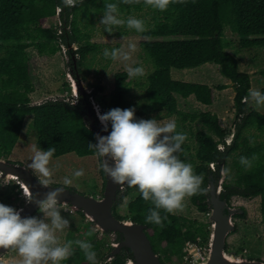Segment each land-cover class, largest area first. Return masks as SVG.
<instances>
[{"label": "trees", "instance_id": "trees-1", "mask_svg": "<svg viewBox=\"0 0 264 264\" xmlns=\"http://www.w3.org/2000/svg\"><path fill=\"white\" fill-rule=\"evenodd\" d=\"M108 2H116L120 12L152 9V26L139 34L142 38L140 45L152 63L153 70L147 76L144 88L146 100L143 102L129 97L130 79L126 71L116 72L112 92L107 104L102 107V112L113 107H134L135 117L138 119L157 113L175 115L177 131L180 132L184 124L198 120L199 129L195 133L189 129L196 144L193 154H189L191 162L184 156L186 151L191 150V145L183 142V151L178 153L181 159L194 166L196 174L203 176L201 187L205 191L191 196V203L199 212H209L206 203L209 174L212 173L216 184L220 163L224 157V166L230 168L232 179H224L220 196H223L228 205L233 196H259L261 220L264 221V113L257 111L246 101L251 87L250 75L239 69V59L228 51L232 42L224 34V29L228 27L238 36V44L242 48L264 46V0H184L183 3L170 4L165 11L145 5L144 0H136L131 4L122 3L121 0ZM104 6L105 0H78L71 7L66 6L63 0H0V157L9 161L7 156L18 142L25 118L30 115L31 127L37 132L35 146L42 149L55 148L53 158L67 153H74L79 157L95 155L88 147L89 142H96L95 133L85 125L79 108V105L84 104L82 98L57 96L46 98L40 103H32L29 94L34 88L26 49L34 47L39 54L45 55L54 54L62 46L66 47L70 57L66 63L69 71L73 76L77 73L84 80V61L88 54L97 51L98 46L89 40L88 33L81 31L77 17L79 13L88 14L90 9L103 11ZM58 8V26L47 25L49 18L56 17ZM82 41L85 44L78 46L73 52L77 57L74 66L72 52L68 46ZM205 63L218 65L220 73L230 80V86L235 92L233 121L239 132L227 152L224 139L230 130L222 128L216 113L187 112L177 107L175 94L182 98L193 94L195 99L204 105L213 103V89L209 85L174 80L171 77L172 68L186 70ZM228 85L220 84L216 88L221 91ZM103 90L102 85H94L88 97L98 103L96 95ZM261 91H264V88ZM251 129L259 134L250 133ZM254 154L257 159L253 162V167L245 170L239 162V157L251 158ZM210 164L215 167H209ZM100 172L103 193L105 179L101 168ZM14 187L19 186L15 184ZM134 188L135 186L126 185L119 193L120 198L112 208L113 214L118 219H130L146 225L144 232L163 264L173 257H179L182 263L186 242L207 246L210 233L208 223L179 214L165 213L162 209L160 214L167 216L162 226L145 222V216L152 205L144 201L140 194L127 203L130 218L120 215L116 208ZM75 212L85 218L81 211ZM235 216L244 218L245 211ZM89 229L93 230L92 236L85 235ZM236 230L237 225L230 235H236ZM97 233L99 232L95 231L93 224L87 221L79 234V240H88L92 243L94 251H98L105 243L103 238L96 237ZM72 248V254L62 261V264H88L79 246L73 244ZM111 250L110 245L109 252ZM225 251H229L227 242ZM103 255L96 264H102L106 253ZM129 258L127 250L122 249L109 263L104 264H125Z\"/></svg>", "mask_w": 264, "mask_h": 264}, {"label": "rangeland", "instance_id": "rangeland-1", "mask_svg": "<svg viewBox=\"0 0 264 264\" xmlns=\"http://www.w3.org/2000/svg\"><path fill=\"white\" fill-rule=\"evenodd\" d=\"M102 14V10L95 11V9H90L88 14L79 13L77 17L81 31L83 33H88L89 40L98 46L97 51L88 54L84 61V66L82 67L84 72V82L90 88V91H92L94 85L100 84L103 86V92L97 94L96 99L100 106L104 107L107 104L109 94L113 89L114 74L116 72L126 71L124 67L125 63L132 64L133 66L143 65L147 73L144 77H137L135 79L129 78V97L135 101L143 102L146 100L144 88L147 76L152 72L153 65L146 57L145 52L140 45V40H142V38L139 33H136L135 30L128 29L126 26H120L119 28L114 27L113 31L110 33L105 31L104 26L99 24ZM120 15L122 18H127L128 16L141 18L144 20L146 28L151 27L153 24L152 9L150 8H144L139 11H123L120 12ZM57 24L58 18L55 16L47 20V25L55 27L58 26ZM224 34L232 42V47L229 48L228 51L239 59V69L250 75V89L256 88L262 90L264 88V46L242 48L238 44V36L235 33H232L228 27L224 29ZM129 40H134L137 43V51L132 55L128 62L119 60L114 61L103 56V50L105 48L111 50L113 47L126 46ZM84 44L85 42L82 41L77 45L80 46ZM66 49V47L62 46L61 49L54 54L45 55L39 54L34 47H28L26 49L29 61L30 78L34 88V91L29 94V97L33 104L40 103L46 98L71 96V88L69 86L67 74L69 69L66 65L68 61V52ZM203 65L189 70L184 69L185 71L180 72V74L184 76L182 80H185V82L189 81L207 85L211 84L209 86L213 89L215 101L211 106H207L206 104L202 105V103L197 101L195 96L191 94L190 99H180V106L177 107L178 109L187 112H214L217 114L219 118L218 120H220L219 124L222 128L231 131L232 128L235 127L233 121L234 108L232 100L235 92L230 86V82L227 80L225 82V77L222 76L215 67ZM186 79L190 80L186 81ZM220 84L229 85L226 89L220 91L216 88V86ZM254 109L264 113V107ZM149 118H156L161 121H167L170 119L176 120L175 115H167L165 113L152 114L144 119ZM31 122L32 116H27L24 120L17 144L12 149L11 154L7 156V159L10 162H22V164L27 165L31 156L34 154L33 145H35L37 132L31 127ZM199 123L198 120L187 122L183 125L181 130V132L186 134V140L184 143L192 146L191 150L186 151L184 155L189 161L191 159L189 154H193L196 147L193 135L190 134L189 129L195 133L199 129ZM249 132H255L257 135L259 134L258 131L256 132L253 129L249 130ZM99 162V158L96 155L79 157L74 153H67L61 157H51L49 167L52 171V175L48 179L50 180V184L66 188L70 187L80 193L93 194L100 197L102 195V175ZM229 162L230 159L228 160V163ZM57 164H59V167L56 166ZM212 167L215 166L212 165ZM79 168H83L85 174L78 178L72 177L73 171ZM31 172L33 173L32 170ZM34 176L38 178L36 174H34ZM65 176L72 178L73 182L70 185L65 186L63 184V178ZM15 184H17L16 181L12 179H9L8 181V178H0V202L18 208L23 204L25 199L21 195V189L19 187H14ZM123 189L121 191H123ZM138 194L136 188L132 189L128 196L123 200L122 204L116 208L117 212L123 217L130 218V214L127 211V203ZM184 205V208L175 214L199 222L208 223L210 229L211 226L208 220V212H199L191 203L190 197L185 198ZM229 205L236 209V214H241L244 210L245 217L238 218L235 216L236 214L232 217V222L237 225V232L236 235L232 234L227 239V249L229 250L227 253L239 257L244 256L245 258H260L264 261V221L261 220L260 197L242 198L233 196L230 198ZM67 207L70 210L68 211L69 213L63 212L61 209V215L68 219L69 224L63 232L57 233L60 243H64L67 240L73 241L81 239L79 234L81 233L84 224L88 221L85 216V218H82L77 214L73 207ZM38 214L39 210H37L34 215ZM93 227L95 231L99 232L96 234V237L103 238L102 241L105 243L98 251H95L97 257L96 262H98L104 256L103 254L109 253V246L111 245V242L115 241L114 238L116 237H114L113 234L105 235L104 232L97 230L94 224ZM207 252L208 244L207 246H196L194 244H191L190 246L185 245L183 249L182 263L180 262L179 257H173L165 264H198L205 259ZM20 259L21 257L14 247L0 257V262L1 264H19ZM107 263H109V261Z\"/></svg>", "mask_w": 264, "mask_h": 264}, {"label": "clouds", "instance_id": "clouds-1", "mask_svg": "<svg viewBox=\"0 0 264 264\" xmlns=\"http://www.w3.org/2000/svg\"><path fill=\"white\" fill-rule=\"evenodd\" d=\"M63 2L71 7L78 0ZM121 2L131 4L136 0ZM183 2L184 0H144L145 5L158 11L167 10L170 4ZM102 13L99 24L109 33L114 27L120 26H126L136 33L146 30L143 19L135 16L122 18L116 2L105 0ZM136 51L137 43L129 40L126 46L113 47L111 50L105 48L103 56L114 61L128 62ZM124 67L128 78L135 79L147 74L143 65L125 63ZM246 101L253 108L264 107V91L249 89ZM94 108L102 130L107 134L97 133L96 142H89L88 147L100 158L99 167L113 183L135 186L142 199L150 202L152 207L148 209L145 222L162 226L167 216L160 214L161 209L165 213L175 214L184 208L186 197L205 191L201 187L203 176L196 174L194 166L178 155L183 151L181 145L186 140V134L177 131L175 119H138L135 117L134 107H113L103 113L99 111V106L94 105ZM33 149L34 154L27 168L38 176L41 185L47 186L50 183L48 178L52 175L49 164L55 148L42 149L33 145ZM256 159L255 154L251 158L240 156L239 162L248 170L253 167ZM56 166L59 167V164ZM222 172L226 179H232L230 168L225 167ZM84 174V169L79 168L73 171L72 177L78 178ZM72 182V178L68 176L63 178L65 186ZM63 190H50L41 199H36L34 195L27 197L26 201H35L43 218L34 214L22 217L21 209L0 202V246L15 247L21 257L19 264H62L72 254L73 244L83 251L88 264H96V252L88 240H67L60 243L57 233L63 232L69 224L68 219L61 215V206L58 204V196ZM85 235L92 236L93 230L89 229Z\"/></svg>", "mask_w": 264, "mask_h": 264}, {"label": "water", "instance_id": "water-1", "mask_svg": "<svg viewBox=\"0 0 264 264\" xmlns=\"http://www.w3.org/2000/svg\"><path fill=\"white\" fill-rule=\"evenodd\" d=\"M60 9H57L56 17L59 20ZM77 43H72L68 46L69 51L72 52V61L76 63L77 57L73 54L77 50ZM69 55L67 60H69ZM75 68V67H74ZM70 72V73H69ZM68 81L71 88V96L74 99L82 98L84 104L79 105L80 112L83 115V121L91 131L96 134L106 135L107 132L102 130V125L96 115L94 105L99 106V111L102 112L101 106L92 97H88L91 93L90 88L85 84L84 80L75 73L69 71ZM110 131V126H109ZM239 128L234 127L230 133L225 137L226 152L234 144L238 135ZM225 158L223 157L220 163L219 173L215 178L212 173L209 174L208 184L206 187V203L209 208L208 220L210 222V233L208 240V252L205 259L198 264H264V261L257 259H249L239 257L234 254H229L225 251V245L228 237L235 228V223L232 222V217L236 214V209L230 207L226 200L221 195L222 184L225 176L222 172L224 168ZM111 164L112 161L109 159ZM209 167H212L210 164ZM211 168H209L210 170ZM105 186L102 196L98 197L92 194L80 193L66 187L48 184L41 185L37 177L27 168L26 164L11 163L4 157H0V178L12 179L16 181L21 189V195L24 197L23 204L18 207L21 209V216L33 215L38 206L35 201H26L27 197L34 195L36 199H41L46 192L55 188H63V192L58 196V204L73 207L83 213L86 219L92 222L96 229L100 232H108L116 237L119 235V240L111 242L112 250L106 254L101 263L110 262L117 253L122 249L127 250L130 258L125 264H163L159 256L152 248L149 238L144 229L146 225L135 223L130 219H118L114 216L112 208L116 200L120 198V191L127 184L120 185L113 183L110 177L104 172ZM10 247L3 248L0 246V257L7 253Z\"/></svg>", "mask_w": 264, "mask_h": 264}, {"label": "crops", "instance_id": "crops-1", "mask_svg": "<svg viewBox=\"0 0 264 264\" xmlns=\"http://www.w3.org/2000/svg\"><path fill=\"white\" fill-rule=\"evenodd\" d=\"M205 65H208V66H213V67H215L216 69H217V71L218 72H220L219 71V69H218V65H216V64H204L203 66H205ZM187 70H189V69H187ZM183 71H185V70H180V69H175V68H172L171 69V77H172V79H174V80H181V81H185V80H182L183 79V75H181L180 74V72H183ZM176 74H177V76H176ZM222 75V74H221ZM176 76V77H175ZM223 76V75H222ZM188 80H190V79H186V81H188ZM226 80L227 81H229L230 82V80L229 79H227V78H225V82H226ZM189 82V81H188ZM195 83V82H194ZM198 83V82H197ZM209 85H211V84H209ZM191 96V95H190ZM190 96H188L187 98H182L180 95H177V94H175V97H176V99H177V106H180V103H179V100L180 99H190ZM234 96V95H233ZM232 100H233V97H232ZM215 101V98H213V102ZM213 104V103H212ZM211 104V105H212ZM202 105H204V104H202ZM211 105H209V106H211ZM186 106V105H185ZM208 106V105H207ZM203 112V111H202ZM219 119V118H218ZM220 121V120H219ZM61 206V209L63 210V212H68V211H70L69 209H68V207L67 206H63V205H60ZM69 213V212H68ZM35 216H37V217H39V218H43V214L42 213H40L39 212V214L38 215H35ZM13 252H15V251H13Z\"/></svg>", "mask_w": 264, "mask_h": 264}, {"label": "built area", "instance_id": "built-area-1", "mask_svg": "<svg viewBox=\"0 0 264 264\" xmlns=\"http://www.w3.org/2000/svg\"><path fill=\"white\" fill-rule=\"evenodd\" d=\"M191 244H193V243H191V242H186V243H185V245H189V246H190ZM194 245L199 246V245H197V244H194Z\"/></svg>", "mask_w": 264, "mask_h": 264}, {"label": "flooded vegetation", "instance_id": "flooded-vegetation-1", "mask_svg": "<svg viewBox=\"0 0 264 264\" xmlns=\"http://www.w3.org/2000/svg\"><path fill=\"white\" fill-rule=\"evenodd\" d=\"M67 50V49H66Z\"/></svg>", "mask_w": 264, "mask_h": 264}]
</instances>
